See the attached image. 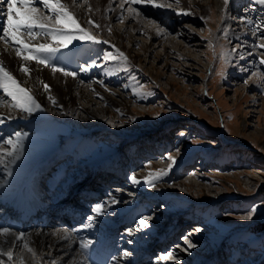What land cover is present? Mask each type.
Listing matches in <instances>:
<instances>
[{
  "label": "rangeland",
  "instance_id": "obj_1",
  "mask_svg": "<svg viewBox=\"0 0 264 264\" xmlns=\"http://www.w3.org/2000/svg\"><path fill=\"white\" fill-rule=\"evenodd\" d=\"M183 1L160 0L174 8L166 14L165 8L147 3L100 0L112 10V22L110 16L103 15V19L111 27L125 30L126 35L136 36L138 41L132 43L130 53L140 51L143 59L130 60V53L103 37L104 33L108 36L106 30L96 32L88 24L81 26L101 42L73 41L58 54H48L50 68H61L56 64L65 52L78 53L76 69L95 64L90 75L81 80L82 87L88 89L95 82L109 97H78L80 108L86 107V112L79 114L55 101L39 110L38 116L24 113V117H16L17 125L8 128L0 124L1 146L19 132L20 143L26 148L22 157L13 160L6 156L5 162L15 171L16 186L25 184L38 170H42L37 184L41 189H48L49 178L57 173H63L60 180L73 179L64 196L72 198L74 212L57 215L55 206L43 229L65 226L75 231L85 223L97 225V215L86 209V203L106 208L108 201L115 199L108 216L130 219L114 225L116 234L110 245L115 264H129L135 256L138 264H264V64L260 62L264 48L259 47L264 42V4L229 0L220 10L214 0H197L198 5L185 0L191 11L184 14ZM75 4L89 8L84 0ZM100 4L96 3L97 10ZM36 6L50 14L41 4ZM6 8L5 0H0L3 18ZM116 9L120 14L113 15ZM245 19H260L262 25L246 24ZM240 24L248 34L235 36ZM1 25L0 31L4 22ZM155 30L167 33L166 37L153 38ZM39 40L51 42L43 35ZM150 43L148 50L146 44ZM117 49L127 61L105 59L107 54L118 56ZM0 99L12 106L11 97L2 89ZM42 123L45 132L41 138L33 128ZM44 163L48 165L44 167ZM160 169L167 175L153 180L152 186L144 182ZM133 175L139 183L132 182ZM5 179L2 167L0 182ZM80 184L98 195H82ZM252 208H256L252 218L242 219ZM38 213L34 211L32 216ZM142 218H148L147 227L139 224ZM5 220L17 225L14 220L20 218L8 214ZM106 221L102 226H107ZM34 223L31 220L29 225ZM75 233L82 242L104 236L103 229L89 235ZM185 237L196 246L187 247ZM79 244L75 248L80 251ZM170 252L174 259L168 258ZM94 256L99 259V249ZM83 259L84 264L94 262ZM53 261L58 264L54 257L47 263Z\"/></svg>",
  "mask_w": 264,
  "mask_h": 264
},
{
  "label": "bare ground",
  "instance_id": "obj_2",
  "mask_svg": "<svg viewBox=\"0 0 264 264\" xmlns=\"http://www.w3.org/2000/svg\"><path fill=\"white\" fill-rule=\"evenodd\" d=\"M214 1H216L218 9L221 10V8L225 4L224 0H214ZM62 2L68 7L69 11L75 15L76 19L78 20L81 26L85 27L88 24L90 27H93V31L95 30L96 32L97 31L104 32L106 30L108 36H106V34L104 33L103 37H105L107 41L109 40V42H114L117 46H120L126 53L129 54L131 51L130 48H133L132 43H136L138 41L136 36H131L129 34L126 35L125 30H120L117 27L113 26V24L111 27L110 24L108 23L109 21H105V19H103V15H105L106 17L110 16L111 20L110 19L109 20L112 22V16L110 14L112 10L110 5L104 6L100 4V0H87V3L89 4L88 5L89 8H85L80 4L77 5L73 3L72 0H62ZM157 2L162 3L163 0L162 2H160V0H157ZM192 2L193 4L196 5L200 4V2L197 0H194ZM96 3L100 4L98 10L95 6ZM182 3L185 5V7L182 8L185 9L187 12H190L191 10L187 6L185 0ZM164 8H165L164 12H166V14L171 13L174 9L172 7L170 8L167 7V5H165ZM182 8H179V10H183ZM151 10L153 11L154 14H157L158 12L154 8L153 9L151 8ZM118 14H120V11L118 9L114 10L113 15H118ZM254 14H258V12L254 11ZM0 16H1L0 17L1 18L0 28H1L2 26L1 24L2 22L5 21V18H3V15ZM89 20L94 21L95 24H99L100 27L97 28L95 27V24H89L88 23ZM245 20H246V24H253L255 26H260L261 24L260 19L259 20L249 19L251 20V22L248 21V19ZM242 26L243 24H240L238 27H236L237 29L236 32H233L235 36H238L243 32L248 34L246 32V29L243 30ZM163 34L164 33H161L160 30L152 31L153 38H159L160 35ZM166 34L167 33L164 34L165 37ZM126 40L128 41L126 42ZM32 43L39 44L42 43V40H39L38 38L37 40L32 41ZM260 43L264 44V42H260ZM146 45L148 47V50H150L149 48L151 43L149 45L148 44ZM177 46L181 47L179 42L177 43ZM244 46H248V44L244 43ZM15 47L17 46H14L13 44H6L5 42L4 43L0 42V62H3V65L6 64L4 67L8 71H10L18 81H20L22 87L29 89L30 93L35 97L36 101L40 105V109H39L40 111L43 109H47L48 105H50V103H53L54 100L60 103L63 109L72 110V112L79 114L86 112V107L82 105L81 106L82 109L80 108V104L78 103L77 100L78 97L94 98L93 97L94 94H97L101 97L102 96L109 97V95H107V93H105V91L102 90L101 87H99L95 82L90 85L89 88L91 89L89 88L86 89L85 87H82L81 80L84 79L86 76L88 77L90 75V72L88 73L77 72V69L75 68V66L77 65V61L74 58V56L76 55L75 52H72L71 50H69L70 52H65L60 56V60L57 61L56 64L59 67L64 68L66 71L76 72L77 75L73 77V76H65L62 72L54 71L53 68H50V65L52 64L51 60L49 62V66H44L42 64L35 63L33 60H29V61L22 60L20 57L15 55ZM142 49L144 50V48ZM58 52L56 53L58 54ZM128 56L130 60L134 59L135 61H139V62H141V60L143 59V54L140 51L138 52L134 51L133 54L130 53ZM145 56L147 57L146 54ZM86 58L90 59L88 57ZM91 62L92 61H90V63ZM22 66L27 67L29 69L30 74H25L21 72L20 68ZM44 84L50 86V89L48 91H45L43 87ZM112 92L116 93L115 90ZM49 97H51L52 99H49ZM0 101H3V99H0ZM63 109H61V111ZM39 110H36L31 114L26 113L25 115H29L32 117L38 116ZM25 115L24 112H19V109L15 111L14 108L10 106L8 103H4L0 107V121H3L0 122V124H3L5 127L9 128L12 125H17L15 124L18 122L17 121L18 119L16 117H20V116L24 117ZM33 129L36 130L35 132L38 137L41 138L43 137L42 135L45 132L43 123L38 125L36 128L34 127ZM25 149L26 148H24V146L22 145V152L20 153L19 157H22L26 153ZM5 159L6 156L3 158V161L0 162V168L4 167V173L6 175L5 181L0 182V206H2V208L0 207L1 208L0 230H2L3 228H8L11 232V235L9 236L0 235V249L11 250L13 252V257L16 264H19V261L21 259H23L24 264H37V258L41 260V264H48L47 262L49 259H51V257L57 258L58 264H84L83 258H86V260L87 259L94 260V262H92L91 260L87 261L88 264H115L112 255L108 257L111 251V249L107 248L108 238H110L115 232L113 228L116 223L122 221L127 222L128 220H130L129 218H123V220L120 221V218L114 216H108V213L109 212L111 213V210L114 208V207L112 208V206L114 205L113 200L115 199H112V201L107 200L108 206L106 208H104L103 206V211L101 213H97L95 211L96 207L100 206L99 204L97 205L95 202L86 203V209H90L97 215L94 216V223H96L97 225L85 223L80 225L78 228H75V231L80 232V234L82 235L83 234L89 235V234H93L95 232V229H99V230L103 229L104 236H101L99 240L92 241L88 248H83L81 247V244L78 243L79 242L78 240L80 239L76 238L78 237L77 233H75V231L73 230H69L67 228L65 229V226L63 228L61 227L58 228L57 226H55L52 230L48 229L47 227L43 229L44 226L43 223L45 222V219L48 218L49 214L53 215L54 212L56 211L55 209L53 210L55 206L60 205L58 210H60V208L61 210L64 209V211L67 210L66 213L62 212L61 215L68 214L67 212L70 210V206H72V208L74 209L72 198H66V196H64V190L67 188L68 184L71 181H73L71 176H67L66 179L64 180L61 179L62 180L61 181L60 175L63 173L54 174L53 177L51 176L52 178H49L50 187H48V189L45 190L39 188L37 185L39 183L38 181L42 179L41 176L42 170H38L37 172H34L32 176L29 177V180L25 184H23L22 186H16L15 176H14L15 171L11 168L10 164L5 162ZM47 165H48L47 163L46 164L44 163V167ZM34 179H36L34 183H36L37 185V186L35 185V187L32 185ZM59 181L61 182V185L57 186V183H59ZM80 185L82 188L79 187L81 189H79L78 192H81L82 195L86 194L87 191H84L85 189H87L85 187V184L84 185L80 184ZM54 190H56V192H54ZM91 191L95 193L94 196L98 195L97 191L90 189V192ZM110 193L111 191H108V194ZM48 195L50 196V199L45 197ZM37 210L39 211V216L41 217V219L38 222L34 223L33 225H29V222L31 221L29 220V218L34 213V211ZM130 210L141 211L135 208L133 209L129 208V211ZM8 214L11 215L15 214L20 217L22 216L21 217L22 222L18 223L17 225H13L12 224L13 222L7 223L5 219L6 216H8ZM57 215H59V213ZM129 215L132 216L131 218L135 217V213L133 212H129ZM104 220H109L110 223L106 221L107 226L106 225L102 226L103 224L102 221ZM14 221L17 222L16 220ZM32 221L35 222V220L33 219ZM111 224L113 228L111 227ZM28 225L30 226V228L28 227L27 230L24 231V227ZM98 225H101V227H98ZM21 233L23 234L24 237L22 240L19 239ZM126 235H128V237L132 236L131 233L129 232H127ZM85 242H88V240H86ZM25 243H27L31 248L36 250L37 258H34L32 254L29 253L24 248ZM77 244H79L78 245L79 248L81 247L80 251L75 248L77 247ZM46 246L49 248L45 250ZM98 249H99V259L96 260L94 253L97 252ZM77 250L80 253H78ZM62 251H64L63 255L64 257L66 256L65 258L61 257ZM138 259L139 258L135 256L132 258L130 263L138 264ZM0 264H13V262L8 261V258L6 256L0 255Z\"/></svg>",
  "mask_w": 264,
  "mask_h": 264
},
{
  "label": "snow or ice",
  "instance_id": "obj_3",
  "mask_svg": "<svg viewBox=\"0 0 264 264\" xmlns=\"http://www.w3.org/2000/svg\"><path fill=\"white\" fill-rule=\"evenodd\" d=\"M7 8L4 12V25L2 31H0V40H3L6 44H13L15 47V55L20 57L24 61L35 60L37 63L44 66H49L50 57L48 54L60 51L62 48H67L73 41L79 39H87L92 42L99 43L96 37L85 31L81 27L80 23L76 19L75 15L69 11L68 7L62 2V0H5ZM77 3L78 0H73ZM125 3L138 4L147 3L157 8H164L165 5L158 3L157 0H124ZM175 3H179V0H174ZM229 0H224L225 4H228ZM258 3L264 4V0H257ZM87 3V0H84ZM36 4H41L43 8L50 14L45 15L41 12V8L37 7ZM19 7H16V6ZM171 7V5H167ZM131 11L139 15L135 9ZM179 14V13H178ZM184 14H190L185 12ZM89 24H95L94 21L89 20ZM95 27L99 28V24H95ZM110 31V30H109ZM77 32L80 35H77ZM41 35L50 38V43H39L34 44L32 41L37 40ZM27 37V42L24 38ZM103 43H107L103 41ZM114 47V46H113ZM259 47L264 48V44H260ZM118 56L107 54L105 59L117 60L122 59L127 61V56L117 49ZM264 64V58L260 61ZM90 67H95V64L89 65L88 67L79 68L78 71L88 72ZM54 71L62 72L65 76L77 75L76 72L66 71L64 68H54ZM20 71L25 74H30L27 67H21ZM45 91L50 89L47 84L43 85ZM0 89H2L8 97H11L12 107L19 109L21 112L31 114L36 110L40 109V105L36 101L35 97L30 93L29 89L22 87L20 81L12 75L0 62ZM49 99H52L49 97ZM53 103L55 101L53 100ZM4 102L0 101V105ZM3 122V121H0ZM15 139L8 138L5 141L4 146H0V162L3 161L5 156L12 157L13 160L19 159L20 153L22 152L21 133H15ZM167 159L174 163V158L168 156ZM171 163L169 167H171ZM167 175L164 169L158 170L156 173H150L149 177L145 179V183L149 186L153 185V180L159 179L161 176ZM133 183H139L136 176L131 177ZM117 201L113 200V203ZM95 211L101 213L103 211V205L97 206ZM256 212V208L250 209V213L247 216L241 217L242 219H251L252 215ZM92 217H89L91 220ZM148 218H142L139 221L141 226L147 227ZM0 235L9 236L11 232L8 228L0 230ZM21 233L19 239H23ZM67 238V237H65ZM91 242H81V247L88 248ZM184 243L187 247H195L196 245L191 242L187 237L184 238ZM24 248L32 254L34 258H37L36 250L31 248L27 243L24 244ZM0 255H4L8 258V261L16 264L11 250L0 249ZM128 255V253H124ZM168 258H175L173 253H168ZM19 264H24L23 259L19 261ZM37 264H41V260L37 258ZM55 264V261H53Z\"/></svg>",
  "mask_w": 264,
  "mask_h": 264
}]
</instances>
